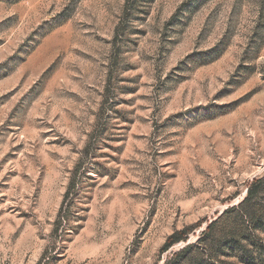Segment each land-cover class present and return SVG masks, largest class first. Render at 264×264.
<instances>
[{
    "label": "rangeland",
    "instance_id": "obj_1",
    "mask_svg": "<svg viewBox=\"0 0 264 264\" xmlns=\"http://www.w3.org/2000/svg\"><path fill=\"white\" fill-rule=\"evenodd\" d=\"M259 179L264 0H0V264H243Z\"/></svg>",
    "mask_w": 264,
    "mask_h": 264
},
{
    "label": "trees",
    "instance_id": "obj_2",
    "mask_svg": "<svg viewBox=\"0 0 264 264\" xmlns=\"http://www.w3.org/2000/svg\"><path fill=\"white\" fill-rule=\"evenodd\" d=\"M263 185V179L254 181L249 186L246 197L242 202L237 206L226 209L216 220L210 222L203 232L204 237L208 236L217 225L224 223L223 220L229 214L238 213V217H236L235 221H232V228L228 231L231 235H228L224 241L226 245H229L233 249L232 253L234 257L243 264H264V242H259V240L255 241L256 239H252L250 242L249 239L245 240L244 238L246 231L250 230V228H255L260 223L264 227L263 222L255 220L257 213H264V203H257L255 200L256 195H258L260 188H263ZM181 240H184L182 232L173 234L167 240L163 251H168L174 244ZM192 246L189 244L180 254L192 248ZM165 262H169V260ZM219 263L225 264L224 261H220Z\"/></svg>",
    "mask_w": 264,
    "mask_h": 264
}]
</instances>
